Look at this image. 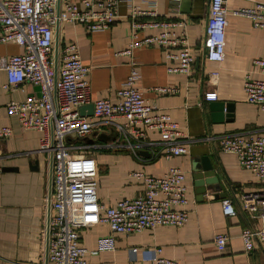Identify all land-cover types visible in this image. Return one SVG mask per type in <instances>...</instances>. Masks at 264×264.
Instances as JSON below:
<instances>
[{
    "label": "crops",
    "instance_id": "obj_1",
    "mask_svg": "<svg viewBox=\"0 0 264 264\" xmlns=\"http://www.w3.org/2000/svg\"><path fill=\"white\" fill-rule=\"evenodd\" d=\"M78 3L79 0H61ZM210 0H158L159 20H185L187 42L195 56L193 70L188 76L168 74L166 52L158 46H142L133 51L138 64L136 87L156 113L168 115L181 133L175 142L186 148L183 156L164 158L165 144L156 132H147L145 142L153 144L142 152L125 147L122 139L103 143L93 134H109L112 128L95 126L82 142L93 154L98 165L97 196L105 206L143 195L142 184L133 177L136 172L161 176L168 167H178L185 175L188 204L184 210L188 222L183 227L161 226L130 235L115 236L116 250L112 253L88 254V264H150L147 251L162 249V256L180 264H264V251L256 248L244 251L240 238L244 228H264V222L255 219L257 211L243 206L247 193L261 186L253 175L239 167L236 156L219 149L218 140L226 136L264 135V113L248 104L243 92L245 74L252 70L251 61L264 59V29L253 26L250 19L236 16L234 11L252 8L264 0H227V27L224 60L221 63L205 59L203 36L205 17ZM130 5L146 10L141 0H120L113 24L101 32H90L83 24L59 23V48L76 43L82 63L90 71L87 77L91 101L107 99L117 102L116 92L129 74L130 57L124 54L135 32L130 19ZM149 21L148 18H145ZM150 19V18H149ZM159 30H138V40L156 34ZM177 32L179 29L176 30ZM22 49L14 44L0 45V56L18 55ZM59 53V50H58ZM218 72L212 80L211 72ZM6 73L0 70V127H9L12 135L0 141V264H46L47 195L49 186V155L39 152L41 133L23 130L15 117L10 116L6 104L37 96L38 87L24 84L16 90H7ZM159 88H173V94H163ZM217 94L216 100L205 102L204 94ZM215 106H229L231 113L216 111ZM217 115L221 119L217 118ZM229 115V118L225 116ZM98 122V120H93ZM135 145V141L130 142ZM208 157L221 187L220 198L212 186H206L202 200L192 179V162ZM230 200L236 216L226 217L222 201ZM109 234V228L100 224L81 232L80 245L89 251L95 249L99 237ZM227 235L225 249L219 252L214 244L217 235ZM136 248L135 256L131 250Z\"/></svg>",
    "mask_w": 264,
    "mask_h": 264
},
{
    "label": "built area",
    "instance_id": "obj_2",
    "mask_svg": "<svg viewBox=\"0 0 264 264\" xmlns=\"http://www.w3.org/2000/svg\"><path fill=\"white\" fill-rule=\"evenodd\" d=\"M130 3L133 0H128ZM146 10L130 5L131 41L124 54L130 57L129 74L116 92L117 102L107 99L91 101L87 80L90 69L80 57L76 43L59 48L57 73H54L55 27L58 23H80L90 32L108 29L116 18L120 0H79L78 3L60 0H0V45L14 44L22 49L18 55L0 56V70L6 73L7 90H16L24 84L39 89L37 96L6 104L7 113L16 118L23 130L41 133L39 152L52 157L51 195L49 219L46 222L45 244L48 264H88V254L112 253L116 250L115 236L141 233L161 226L183 227L188 222L187 186L184 172L178 167H168L161 176L136 172L133 177L143 186V195L125 198L113 206H103L97 196L98 165L81 139L91 134L95 126H108L118 139L134 152L152 147L145 142L147 132H156L165 144L164 158L183 156L184 146L175 142L180 137L178 125L168 115L156 113L136 87L139 79L138 64L133 51L142 46H158L165 51L177 48L176 53L166 52L168 74L188 76L193 70L195 56L187 42L185 20H159L158 0H141ZM227 0H210L205 17L203 50L209 62L224 60L225 32L227 27ZM250 19L253 26L264 29V2L252 8L233 12ZM148 18L149 21H146ZM150 18V19H149ZM159 30L156 34L138 40L137 31ZM179 29L177 32L176 30ZM252 70L243 80V92L248 104L264 113V59L251 61ZM219 73L209 74L212 80ZM163 94H173V88H159ZM217 94H204L205 102L215 101ZM93 105V116L79 114V108ZM98 120L94 122L93 120ZM111 131V130H110ZM110 133V132H109ZM12 130L0 127V141L10 138ZM66 138H71L67 142ZM135 141V145L130 142ZM219 149L236 156L241 169L250 172L261 188L245 194L243 206L255 210V219L264 222V135L226 136L218 140ZM1 172V168H0ZM226 217L236 216L230 200L222 201ZM106 225L109 234L96 241L92 251L80 245L82 230ZM244 251L256 248L264 251V228H244L240 234ZM228 242L227 235H217L214 244L222 252ZM137 249L131 250L135 256ZM150 264H180L164 258L161 248L147 251Z\"/></svg>",
    "mask_w": 264,
    "mask_h": 264
},
{
    "label": "water",
    "instance_id": "obj_3",
    "mask_svg": "<svg viewBox=\"0 0 264 264\" xmlns=\"http://www.w3.org/2000/svg\"><path fill=\"white\" fill-rule=\"evenodd\" d=\"M59 5H60V0H57V14L59 11ZM58 22H56V28L58 26ZM58 50H59V38H58V31L55 32V40H54V73H55V78H56V73H57V61H58ZM211 108L213 110L216 111H221L222 109L225 110L228 114L231 113V109L229 106H215V105H211ZM79 114L82 116H87V117H92L93 116V105L92 104H88L85 105L83 107L79 108ZM226 118H229V115L225 116ZM218 119H221V117L219 115H217ZM92 136L96 137L97 140H99L100 142L103 143H107V142H112L116 139L117 134L115 131L111 130L109 134H101V135H96L93 134ZM83 142L85 143H92L93 140L92 138H83L81 139ZM66 141L69 143L72 141L71 138H66ZM146 152H140L141 155H143ZM51 163H52V157H49V168H50V172H49V179H48V199L50 198L51 195ZM192 168V179L194 182V186L196 188V193L198 195L197 200L201 201L202 200V196L205 194L206 192V186H212L213 189L215 190V192H218L220 194L219 197L220 198H224L225 194L221 193V187L219 185L218 179L215 176V173L213 171V166L209 160L208 157L204 156L201 157L199 160H194L192 162L191 165ZM49 212H50V208H49V203H48V213H47V220L49 219ZM46 243H47V239H46ZM46 264H48L47 261V251H46Z\"/></svg>",
    "mask_w": 264,
    "mask_h": 264
}]
</instances>
